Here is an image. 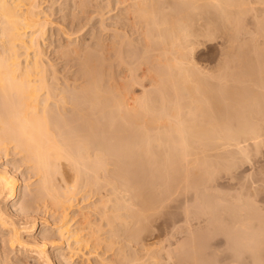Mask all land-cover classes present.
Segmentation results:
<instances>
[{
  "label": "bare ground",
  "instance_id": "bare-ground-1",
  "mask_svg": "<svg viewBox=\"0 0 264 264\" xmlns=\"http://www.w3.org/2000/svg\"><path fill=\"white\" fill-rule=\"evenodd\" d=\"M90 1L71 0L66 8L64 19L78 33L91 21ZM206 1L115 0L122 16L111 28L99 21L110 39L95 28L81 41L62 31L54 56L75 70L59 82L45 58L51 14L38 0H0V264H145L152 255L160 264L155 243H130L149 231L162 199L181 188L200 191L231 171L234 162L218 160L225 150L213 153L221 147L242 152L264 141V19L251 46L235 51L253 3ZM208 23L221 28L226 50L225 73L211 91L195 76L192 56L205 35L199 26ZM230 83L259 92H234ZM244 187L235 202L201 197L198 212L225 236L232 260L224 263L264 264V206L248 200ZM81 192L97 203L71 217ZM105 248L112 255L104 257ZM193 255L190 264H216Z\"/></svg>",
  "mask_w": 264,
  "mask_h": 264
},
{
  "label": "rangeland",
  "instance_id": "rangeland-1",
  "mask_svg": "<svg viewBox=\"0 0 264 264\" xmlns=\"http://www.w3.org/2000/svg\"><path fill=\"white\" fill-rule=\"evenodd\" d=\"M38 1H39V3H41L40 4L41 10L48 11V13L51 14L50 18L54 22V25H53L54 27L52 26L53 28L50 27V29H49L48 40H50V41L48 42V44L46 42H44V43H46L45 51L47 53V55H46L47 57L45 56V58H46V60L49 59L48 60L49 65L53 64L54 68L58 69L57 72L59 74L58 73L57 74H58V77H60L59 82H62L63 79L65 80V78L67 76L68 77L72 76V74L74 73V70H75V68L72 67L71 64H70L71 67H70V65L68 67H66L64 64L65 62H63L61 60L57 61V59L54 56L55 55L53 53L54 48H56V47L58 48L59 44L64 42V40L62 39L63 38L62 31L65 30L68 33H75L72 35V36H74L73 37L74 40L78 41V39H79V41H81L82 40L81 38L87 37V35L91 31V29L95 28L96 29L95 32L102 29L99 21L103 17H104L103 19H105L104 20V22L106 23L105 25H107V26H109V28H111L110 24H115V21L117 22V18L119 17V15H121L120 11L122 9V6H120V4H119V6L115 5L116 4L115 0H111V1L110 0H91L89 2V3H91V5L85 6L86 8L84 7L86 9L87 13L90 14V18L92 16L91 21L89 22L88 25H86V27H85L86 29L84 28L85 30L81 31L82 33L81 32L78 33L77 27H76V30L72 29L70 20L64 19L66 16L64 14H68V12H69L66 8H68L71 0H38ZM109 1L112 3L110 4ZM246 1H248V2L245 3V5H246L245 7L248 6L247 4L251 5L253 3V5L252 6L249 5L250 7H248V8H250L249 10H251V7H253V9H254V11L252 9V12L250 13V15H248V16L246 15L247 17L245 16V18H247L245 20L246 21L248 20L247 23H245L246 24L245 26L247 27L245 30L248 31V28H249L248 32L250 34V30H251V34L249 35L247 31H243L244 35H242L241 37H238V38L237 37L234 38L235 40H237V42L236 43L234 42L232 45L234 47L235 51L238 50L237 47H239L241 45V43H243L242 44L243 47L251 46L252 39H254V37L255 38L257 37V34H255V33H257L256 31L258 30L257 24H258V22H260L259 20L263 21V19H264V16H263L264 15V11H263L264 5L262 4L263 6H261V8H260L259 5H261V4L258 5V3L256 1L255 2L257 4H255L254 0H246ZM206 2H207L206 0H203V1L198 0L197 3L201 4V3H206ZM255 5H257V6L254 7ZM255 8H257L260 13ZM69 9H71V6H69ZM63 11H65L66 13ZM253 12H256V14L254 13L255 14L254 15ZM258 14L259 15L261 14L260 17L257 16ZM254 16L255 17L257 16L258 18L257 17L255 18ZM237 17H241V15H238ZM250 17H252V18H250ZM243 19H244V17H243ZM254 19H255V21H254L255 22V28L252 27L254 25V22H253ZM251 20H252V22H251ZM251 23H253V24H251ZM208 24L209 25L205 24L206 25L205 28H204V25L199 26V28L203 31V32L202 31H200V32L204 33L205 35L202 34V36H199L197 38L198 42H196V44H195V47L192 51L193 52L192 56L194 57V62L196 64L197 69L200 70L199 71L200 74L199 73L195 74V76L197 75V78L201 79V81H202L201 83L202 84L204 83V85H202L203 89H205L206 91H211V89L216 87L215 86L216 82H217L216 79H218L219 77H221L220 75H222L221 74L223 72L222 71V69H223L222 65H224V61H225V52H224L225 49H223V47L221 45L223 43V38L221 36V34H222L221 28H217L215 25H211V27H212V29H211L210 27L209 28L207 27V26H210V23H208ZM247 25H250L251 27L247 26ZM89 28H91V29H89ZM251 28H253V29H251ZM209 29L213 30V31H210ZM214 30L216 31V33L214 32ZM253 30H254V32H253ZM86 31H87V33H86ZM209 31L211 33L212 32L213 33L211 34ZM101 32H102V30H101ZM207 33H208V36H207ZM252 33H253V35L254 34L255 35L251 37ZM101 34H102V37L104 39H110V37L112 36L113 33L112 32L107 33V31H103ZM246 35H247V37H246ZM248 35L250 38H248ZM134 36H135V38L138 37L137 35H134ZM244 36L248 39H246ZM240 39L242 42L240 41ZM247 45H249V46H247ZM249 58H251V60L254 61L255 56L250 55ZM68 68H71V69H68ZM68 70H71V71H68ZM121 70H122V68H121ZM121 70L119 68L118 72H120ZM224 70H225V68H224ZM224 73L225 72H223V74ZM198 75H199V77H198ZM61 78H63V79H61ZM70 82H73V81L71 80ZM230 86L232 87L234 92L235 91L237 92L241 89H243V91L245 89H248L250 91L252 90V91L257 92V93L259 92V90L255 86H252L251 83H243V84H231L230 83V84H228V87L230 88ZM140 87L141 86L138 87V85H137V87L135 88V90H136V93H135L136 95L134 94L135 97L140 96V92H141ZM233 90H231V91L233 92ZM208 96H211V94ZM224 147H225L224 149H223V147H221L219 149V151L216 150L219 153H217L216 151H214L213 153L215 155L216 154L219 155L220 151L222 153L223 150H225L227 153L224 151L225 152V153L223 152L224 155L220 154V156H221L220 158H222V159L219 158L218 160H220V162H223L222 164H225V163H232L233 164V162H234L235 165L233 164L231 171H229V172L220 171L219 173L216 174V176L213 178V180L210 183H208L210 187L209 186L204 187L205 185H201L200 189L201 188L202 189L200 191L197 190L198 192L195 190H190V189L185 190L184 188H181V189L177 190V193L175 192L171 197H168L167 199L164 198V201L162 199V202H164V203L161 205V208L159 209L158 214H156L155 218L152 220L153 225H151V228L149 229V231L142 236L143 238L141 240H138V239L135 240V238H133V240L129 239V240H131V243H130V241H128V242L131 245L132 244L137 245V243L141 244V243H143L142 241H144L143 244L155 243L156 245L153 247V249H154L153 252L158 253L157 260H159L160 264H190V262L192 263V260H193V259L190 260L194 256L193 254L199 255L202 258V260H205L207 262L210 261V262L216 263V264H226L229 262V260H232L231 259V254H232L231 251L229 249L225 250V248H228L227 243H226L227 240H226V238L225 239L223 238L225 236L215 232V230H214L215 228L212 225V223L210 222V218L208 216H200L198 209H199V207H202V206L205 207V205L200 204L199 201H200L201 197L204 199L207 198V200L210 198L209 200L215 199V201H218V200H220V196H221V199L227 198L229 200L231 198L230 201L232 202V200H234L233 198H235L237 195H239V193H240V196L243 195V193L245 192L244 186H246V187H248L247 191L249 193V196H251V198H248V200L249 199L253 200V202H255L257 206H264V141L261 142L258 146H249L247 148V150L242 151V152L234 151L235 148H234V150H232L233 149L232 146H224ZM226 147L227 148L229 147V149H227ZM222 155L226 156V157H223ZM227 159H228V162H227ZM221 160H223V161H221ZM231 160H232V162H231ZM67 179H68L67 180L68 182L71 180L67 185L72 186L73 185L72 177H68ZM27 180H29V179H27ZM27 182L32 183L31 180H29ZM70 183H72V184H70ZM59 184L63 185L62 182ZM197 188H199V187H197ZM196 192L198 194L197 198L200 197V198H198V200L196 198ZM199 193L202 196H200ZM212 193H214L213 197L210 195ZM206 194H208V196L209 195L210 196L208 197V196H206ZM204 195H205V197H204ZM216 195H218V196H216ZM216 197H218L219 199ZM237 197H239V196H237ZM97 198H98L97 196H92V195H90L88 197H84V194L82 192H81V194H77V196L73 200V202H74L73 207L75 206L74 210L71 209V211H70L71 214L70 213L69 214L71 215V217L72 216L75 217V216H79V213H77L78 211L84 212L85 210H89L88 209L89 207L92 209V207L94 205H96V203H97ZM20 200H21V197H20L19 201ZM233 202H235V200ZM90 204H93V205L91 206ZM200 205H202V206H200ZM77 206H78L79 210L75 211L76 209H78ZM82 206L83 207L88 206V208L87 207L83 208ZM206 220H208V222ZM199 222H201V223H199ZM202 224H204L203 227H201ZM207 224H209V225L207 226ZM209 226L211 227L212 230L210 229ZM188 227H189V229H188ZM193 228L194 229L196 228V230H197V231L195 230L196 233L193 230ZM185 230L187 231V233ZM191 230L196 235L195 236L196 238L191 235V233H193ZM201 230H202V232H201ZM213 232H215V233L213 234ZM210 233H211V236H210ZM191 236L193 237V239L191 238ZM206 236H207V239H206ZM198 237L199 238L201 237V238L199 239ZM203 239H204V241L206 240V243L201 241ZM193 240H194V242H196L194 244H197L196 250H193L192 245H191L193 243L192 242ZM208 241H209V243H207ZM165 246H166V248L163 250V248ZM223 246H225V248ZM105 249H103V251L101 252V253H103L104 257H107L108 255L109 256L112 255V253H113L112 250H108V249L105 250ZM195 251H197V253H195ZM104 252L107 254L106 256H105ZM214 252L218 255L217 257H215L216 255ZM217 252H219V253H217ZM220 253H222L224 255H222ZM226 253H227V255H226ZM143 255H145V258H146L147 253H144ZM204 256H205V259H204ZM152 257H153V255L150 256L149 260H147V258H149L147 256L146 260L149 262H147L146 260H144V261H146V263H148V264H155L153 262L155 259H153ZM222 257H223V259H222ZM178 260H180V261H178ZM220 261H223V263ZM140 262L144 263L142 260ZM224 262H226V263H224Z\"/></svg>",
  "mask_w": 264,
  "mask_h": 264
}]
</instances>
